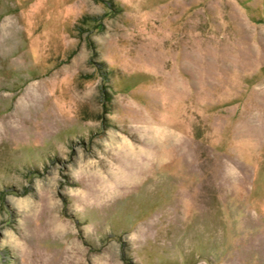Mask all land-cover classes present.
Returning a JSON list of instances; mask_svg holds the SVG:
<instances>
[{
  "label": "rangeland",
  "instance_id": "374dc122",
  "mask_svg": "<svg viewBox=\"0 0 264 264\" xmlns=\"http://www.w3.org/2000/svg\"><path fill=\"white\" fill-rule=\"evenodd\" d=\"M0 264H264V0H0Z\"/></svg>",
  "mask_w": 264,
  "mask_h": 264
}]
</instances>
